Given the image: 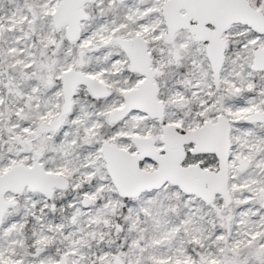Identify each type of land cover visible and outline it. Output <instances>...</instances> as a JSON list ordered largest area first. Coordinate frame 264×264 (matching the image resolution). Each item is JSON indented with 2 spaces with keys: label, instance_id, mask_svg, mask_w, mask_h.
<instances>
[{
  "label": "snow or ice",
  "instance_id": "1",
  "mask_svg": "<svg viewBox=\"0 0 264 264\" xmlns=\"http://www.w3.org/2000/svg\"><path fill=\"white\" fill-rule=\"evenodd\" d=\"M0 264H264V0H0Z\"/></svg>",
  "mask_w": 264,
  "mask_h": 264
}]
</instances>
